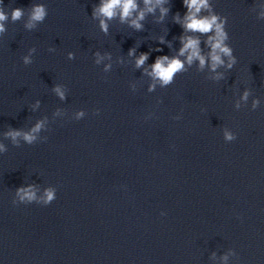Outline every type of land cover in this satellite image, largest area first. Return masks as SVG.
Here are the masks:
<instances>
[{
    "label": "water",
    "instance_id": "obj_1",
    "mask_svg": "<svg viewBox=\"0 0 264 264\" xmlns=\"http://www.w3.org/2000/svg\"><path fill=\"white\" fill-rule=\"evenodd\" d=\"M3 2L9 12L44 3L48 16L33 31L9 22L0 36V141L8 148L0 154V264H264V0H211L228 18L236 65L216 82L194 63L166 88L145 69L176 55L188 35L173 19H183V0L157 6L140 32L113 19L107 35L91 18L99 0ZM160 7L170 8L162 23ZM245 88L252 95L236 110ZM44 117L37 143L4 139L10 127L27 131ZM225 127L235 141L225 142ZM26 184L38 196L56 187L57 198L13 205Z\"/></svg>",
    "mask_w": 264,
    "mask_h": 264
},
{
    "label": "clouds",
    "instance_id": "obj_2",
    "mask_svg": "<svg viewBox=\"0 0 264 264\" xmlns=\"http://www.w3.org/2000/svg\"><path fill=\"white\" fill-rule=\"evenodd\" d=\"M165 2L166 0H142L144 7L141 8V0H99V3L95 4L92 8L91 18L98 20V27L105 35L109 33V22L116 18L119 19L121 24L128 23L131 28L140 32L144 30V25L141 21L146 19L147 14L155 15L157 6L163 5ZM183 6L187 9L183 19L181 20L179 13H176L173 17L174 22L180 24L183 32L188 33V35L182 34L179 37L181 47L178 52L174 56H157L154 63L149 65L150 71L145 69V74L150 76L154 81H158L162 88L173 84L175 77L178 74L188 72L194 63L197 64L196 70L198 72H203L207 67L211 73H214V75L206 77V79L216 82L225 79V73L233 69L237 63L234 50L228 43L230 40L229 33L226 30L228 18L214 11L211 0H183ZM159 11L160 16L157 22L162 23L168 15L170 8L160 7ZM26 13L27 18L25 19ZM47 16L48 9L44 3H32L27 8L12 7L9 12L5 10L3 0H0V36L6 33V24L9 22L16 23L23 20L24 29L33 31L45 21ZM257 19L264 20V12H261ZM201 37H206L203 40V44L208 49L207 52L201 48ZM158 42L161 45L166 43L164 37H159ZM169 47H171L170 42ZM136 50V47L129 49L128 55L134 56ZM49 51H54V49L50 48ZM152 51L160 52L161 49L155 48L149 52H141L135 60V67L138 69L142 68L149 60ZM35 52V47L30 48L27 55L21 57L25 66L33 62L32 58ZM106 55L111 58L110 53ZM95 56V64L98 65L104 57L100 56L99 52H96ZM67 58L73 60L75 59V54L68 52ZM110 67V65L105 66V71ZM219 69H224V71H218ZM155 87V83L149 85L148 91L152 92ZM52 91L61 101L66 100L65 90L59 84L54 86ZM251 95V90L245 88L239 100L235 102L234 108L240 110L241 101L246 105ZM40 103L39 99L36 100L35 104L31 105L32 110L35 111ZM259 105L260 99L254 98L251 104L252 110H255ZM96 114H99V109L96 110ZM85 115L86 112L81 109L76 112L75 120H81ZM180 118V116L174 117L176 120ZM46 122L47 117L37 119L35 124L27 131L10 127L4 133V139H10L14 147L21 146V139L24 141V144L33 145L37 143L38 135L45 128ZM223 138L225 142H233L237 139V136L232 130L225 127L223 129ZM46 139L47 137L44 140ZM7 151L8 148L5 147L3 141H0V154ZM56 193V187H48L44 190L42 196H38L35 185H21L15 189L12 203L13 205L36 203L48 206L57 198ZM161 215H165V213L162 212ZM233 254L237 256L235 252ZM227 258V256L224 257L225 260Z\"/></svg>",
    "mask_w": 264,
    "mask_h": 264
}]
</instances>
